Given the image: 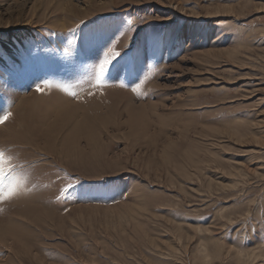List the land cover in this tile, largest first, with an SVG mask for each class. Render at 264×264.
Returning <instances> with one entry per match:
<instances>
[{
	"label": "rangeland",
	"instance_id": "374dc122",
	"mask_svg": "<svg viewBox=\"0 0 264 264\" xmlns=\"http://www.w3.org/2000/svg\"><path fill=\"white\" fill-rule=\"evenodd\" d=\"M0 235V264H264V0H0Z\"/></svg>",
	"mask_w": 264,
	"mask_h": 264
},
{
	"label": "bare ground",
	"instance_id": "6f19581e",
	"mask_svg": "<svg viewBox=\"0 0 264 264\" xmlns=\"http://www.w3.org/2000/svg\"><path fill=\"white\" fill-rule=\"evenodd\" d=\"M63 26V25H62ZM65 26V25H64ZM20 101H23L22 99L20 100ZM34 105V104H33ZM30 106V105H29ZM25 107V106H24ZM32 107V106H31ZM34 107V106H33ZM30 108V107H29ZM26 109V108H25ZM32 109V108H31ZM27 110V109H26ZM50 110V109H49ZM29 111V110H28ZM28 116V115H27ZM24 118V117H23ZM25 119V118H24ZM23 119V120H24ZM22 120V121H23ZM27 121V120H26ZM30 124V123H29ZM28 125V124H27ZM29 126V125H28ZM28 126H27V128H28ZM30 127V126H29ZM50 127H52V126H50ZM27 128H26V130H27ZM30 128H28V130H29ZM34 129V128H33ZM37 129V128H36ZM35 129V130H36ZM35 132V131H34ZM46 132V131H45ZM26 133V132H25ZM18 134H20V133H18ZM28 134H29V132H28ZM42 134V133H41ZM49 134V133H48ZM34 135V134H33ZM36 135H37V133H36ZM46 135V134H45ZM47 136V135H46ZM27 137H29V136H27ZM22 138V137H21ZM32 138H33V136H32ZM34 138H36L35 136H34ZM1 236V235H0Z\"/></svg>",
	"mask_w": 264,
	"mask_h": 264
}]
</instances>
